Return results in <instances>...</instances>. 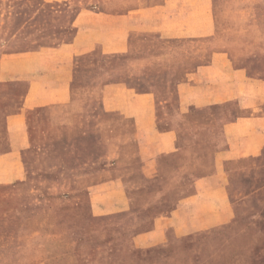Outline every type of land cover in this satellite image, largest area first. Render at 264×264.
<instances>
[{
	"label": "rangeland",
	"instance_id": "rangeland-1",
	"mask_svg": "<svg viewBox=\"0 0 264 264\" xmlns=\"http://www.w3.org/2000/svg\"><path fill=\"white\" fill-rule=\"evenodd\" d=\"M211 3L220 7L213 8L219 33L237 45L222 49L233 66L256 81L251 98L264 100V0ZM102 5L103 0H0V69L1 59L10 56L18 64L26 58L32 69L45 60L62 65L73 49L81 53L72 59L69 87L120 83L141 105L154 104L147 109L148 132L140 122L137 153L130 120L106 111L100 99L79 103L78 111L73 106V115L64 110L52 116V105L25 113L22 177L9 182L6 160L0 159V232L9 235L15 264H264V143L254 157L216 156L228 152L223 126L245 113L238 101L217 109L192 108L184 115L177 108L178 79L183 69L192 71L208 61L209 38L202 61L198 40L170 42L132 30L128 52L106 54L96 45L103 36ZM165 52L176 57L169 68L160 60L152 75L150 62L144 66L148 73L126 74L128 58ZM27 84L0 77V156L11 149L7 117L18 112ZM255 123L263 135L264 120ZM167 131L175 134L170 144L158 137ZM123 133L129 138L128 165L118 179L126 204L118 206L114 197L99 198L116 190L86 187L102 179L88 174L111 167L106 156L123 148ZM218 184L224 186L230 218L176 235L170 229V212L183 199L197 206L194 198L203 188L202 206L214 214ZM10 252L0 253V264L13 263Z\"/></svg>",
	"mask_w": 264,
	"mask_h": 264
},
{
	"label": "crops",
	"instance_id": "crops-1",
	"mask_svg": "<svg viewBox=\"0 0 264 264\" xmlns=\"http://www.w3.org/2000/svg\"><path fill=\"white\" fill-rule=\"evenodd\" d=\"M128 1L103 0L101 8L103 13L102 41L93 44L101 45L102 51L106 54L126 53L130 50L131 43L128 35L131 30L136 33H154L161 39H170V42L173 39L198 40L199 48H202L198 59L202 61L201 54L204 52L203 50H206L207 38H209L212 50L208 61L197 65L192 71L183 69L182 78L178 79L175 89L177 108L184 115L192 108L217 109L228 102L238 101L245 113L239 116L236 121L226 123L223 126L228 142V152L219 153L216 156L234 154L232 159L238 160L257 155L264 143V133L263 135L260 133L263 129L255 121L264 120V100L259 97L251 98L256 90L254 87L256 81L250 78L251 76L244 69L233 66L228 51L222 49L226 46L229 47L228 44L237 49V45L234 41L231 43L232 39L227 41L230 39L227 34L225 36L227 39H225L219 33L217 13L215 10L213 12V8L220 11V7L212 4L211 0H132L133 4H128ZM107 34L110 35L107 36ZM80 53L72 49L70 56L63 60L64 64H53L54 59L52 58L50 63H47V60L43 64L40 62L38 69H32L26 62V58L23 62L21 61V64H18L12 56L1 59L0 77L3 81L25 82L26 80L28 82L18 112L7 117L12 143L10 144V151L6 155L0 156V159L6 160L5 172L10 177L9 182L21 178L24 171L21 150L27 140L24 132L25 113L32 107L41 108L52 105V108L55 109L54 113H56L52 116H56L64 110L66 112L70 110V114H72L73 106L78 111V106L81 107L79 103L84 104L100 99L106 111L118 114L122 120H130L133 127L132 139L136 143V153L140 151V122H144V129L148 132L145 123L148 116L147 109L154 108L153 101L141 105L137 101L138 96L132 90L124 89L120 83L96 84L85 88L69 87V82L73 76L72 59ZM187 56H189L187 59H194L189 54ZM175 59L176 57L170 55L169 52L130 57L126 61V74L144 75L149 71L148 69L144 72L148 62H150V74L152 75L156 73L160 60L166 61L164 66L169 68V62ZM259 84L263 85L262 83ZM80 93H84V95L80 97ZM125 93L129 94L126 95ZM129 105H133V107L129 108ZM139 114H141V120ZM158 137L167 140L169 144L170 141L175 140V134L172 131L158 134ZM119 139L123 148L119 147L118 152L106 156L107 160H112L111 167L88 174L95 173L102 179L91 181L86 187L91 188L92 191L116 190L109 195L104 192L99 198L106 200L114 197L116 201L113 205L118 206L123 203L126 204L118 178H120L122 169L128 165L126 159L129 155L126 149L129 142L127 134H121ZM214 187V190L218 192V196L215 198L216 212L214 214L209 215L206 212L207 208L204 209L202 206L206 203L204 196H201L205 193L203 188L198 189V196L194 198L199 201L197 206L194 201L186 205V201L183 199L170 212V229H174L176 235L195 233L210 227L213 223L216 225L223 217L230 218V203L222 193L224 186L218 184ZM91 194L94 195L95 193ZM115 194L117 196H114ZM201 198H203L202 204Z\"/></svg>",
	"mask_w": 264,
	"mask_h": 264
},
{
	"label": "trees",
	"instance_id": "trees-1",
	"mask_svg": "<svg viewBox=\"0 0 264 264\" xmlns=\"http://www.w3.org/2000/svg\"><path fill=\"white\" fill-rule=\"evenodd\" d=\"M9 235L5 231L0 232V253L4 252H10V241L8 240ZM14 252H10V257H11V262L13 261L12 264H15L16 258L14 256ZM17 263V262H16Z\"/></svg>",
	"mask_w": 264,
	"mask_h": 264
}]
</instances>
